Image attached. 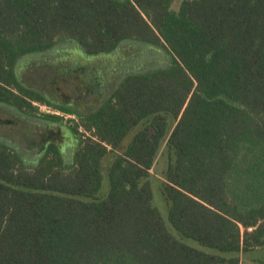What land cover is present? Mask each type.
<instances>
[{
  "label": "trees",
  "instance_id": "1",
  "mask_svg": "<svg viewBox=\"0 0 264 264\" xmlns=\"http://www.w3.org/2000/svg\"><path fill=\"white\" fill-rule=\"evenodd\" d=\"M65 41L87 55L145 43L168 66L75 111L17 68ZM34 103L78 117L77 147L29 162L0 143V264H242L264 247V0H0V105L34 116ZM165 144L172 228L233 256L183 243L153 205Z\"/></svg>",
  "mask_w": 264,
  "mask_h": 264
},
{
  "label": "rangeland",
  "instance_id": "2",
  "mask_svg": "<svg viewBox=\"0 0 264 264\" xmlns=\"http://www.w3.org/2000/svg\"><path fill=\"white\" fill-rule=\"evenodd\" d=\"M168 57L164 48L134 41L125 42L117 51L102 55H87L75 43L65 41L48 52L20 59L17 68L28 85L51 98L54 104L84 111L97 107L128 75L166 68ZM34 106L38 111L30 116L0 105V143L18 149L29 162H35L50 143L63 147L68 159H71L77 144L70 126L72 122H77L78 117L42 103H34ZM47 115L59 116L60 120H46ZM130 139L129 136L125 144ZM167 153L165 144L151 171L153 205L160 211L167 227L180 241L193 248L213 255L233 256L184 239L172 228L168 218V204L162 193L168 166ZM110 161L111 157L105 162V167ZM108 189L109 178L105 170L102 195L108 193ZM240 259L242 264H264V247L242 253Z\"/></svg>",
  "mask_w": 264,
  "mask_h": 264
}]
</instances>
